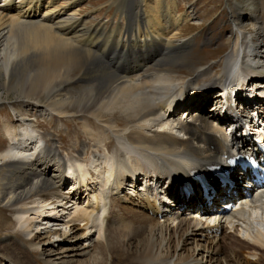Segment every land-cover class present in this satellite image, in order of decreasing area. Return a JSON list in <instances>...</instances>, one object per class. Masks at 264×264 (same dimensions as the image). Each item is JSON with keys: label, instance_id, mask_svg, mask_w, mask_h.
<instances>
[{"label": "bare ground", "instance_id": "obj_1", "mask_svg": "<svg viewBox=\"0 0 264 264\" xmlns=\"http://www.w3.org/2000/svg\"><path fill=\"white\" fill-rule=\"evenodd\" d=\"M14 1L0 6V91L36 102L15 109L24 117L19 130L5 126L11 145L0 153V207L15 211L31 248L21 235L0 241V264H56L54 256L61 264H106L116 252L128 264H264V234L251 224L253 213L264 211V192L247 202L253 212L244 205L216 221L190 212L203 206L197 187L195 198L183 197L168 211L146 194L123 192L121 178L124 171L143 176L147 168L151 177L182 181L225 164L231 149L210 119L215 112L206 109L218 86L264 79V28L241 27L252 15L237 10L233 46L221 66L196 65L192 40L179 39L189 17L181 16L178 0H113L110 27L109 18L93 24L91 16H77L85 0ZM173 103L187 106L182 114L191 111L186 121L165 118ZM29 113L75 118L90 139L97 134L95 148L103 153L90 163L65 161L54 140L25 119ZM240 228L251 242L240 239ZM80 231L79 245L55 248Z\"/></svg>", "mask_w": 264, "mask_h": 264}, {"label": "rangeland", "instance_id": "obj_2", "mask_svg": "<svg viewBox=\"0 0 264 264\" xmlns=\"http://www.w3.org/2000/svg\"><path fill=\"white\" fill-rule=\"evenodd\" d=\"M10 1L11 0H0V6L4 8V5ZM19 1L20 0H15L14 2L17 3ZM112 1L113 0H85L81 5L80 11L78 12L77 16H91V21L93 24H97L99 21L106 22L109 18L108 25L110 27L111 23L115 19L117 11V6L110 7V3H112ZM178 1L180 2L181 6V16L183 17L186 15L189 17L188 21L184 23L183 27L180 30L181 34L179 39L192 40L193 48L190 52V59L194 61L196 65L200 63H202L203 65H222V61L228 57L233 46L235 26L232 19L233 17L238 16V9H244V14L252 15V21L241 25L244 32L254 33L256 29H259L260 27L264 28V0ZM81 73L82 69L78 68V70L75 69L73 71L71 76L74 80H77L78 77H80ZM213 74H215V72H213ZM1 94L0 153H3L8 151L11 145L10 140L6 135L5 126L10 125L16 130H19L21 128L20 126L22 119H24V117L22 116H16L15 109L19 108V104L30 105V103L36 101H28L26 99H20L18 101L15 94L9 95L7 92L0 91V95ZM41 101L42 103L46 102L45 98H43V100ZM25 119L35 124L41 134L49 135L48 137L54 140L56 151L65 161H75L79 158L84 163H90L96 155L103 153V148L101 146L98 147V149L95 148L97 142V134H95V138L90 139L85 132L84 124H82V122L76 120L75 118L71 119L69 117H64V115L57 116L56 114H54V119L50 120L48 117H35L33 113H29ZM85 142L88 145V149L83 152L82 144ZM78 152H82V155L79 156ZM80 205H82V203H80ZM251 208L252 207H249L248 211L253 212L255 209ZM82 209L83 206H80L78 210ZM256 213L257 214L253 213V216L255 217L252 218L251 224L255 230L264 234V211L258 210ZM63 216L58 215L56 218H61V221L63 222ZM76 217L72 219L75 220ZM29 218L33 222H37L36 215L31 213L29 215ZM75 223L76 225H79V222ZM229 232L230 231H228V233ZM17 235H21L24 241L23 247L31 248V242L27 240L26 236L22 232L19 223L17 222L15 211L0 207V241L11 239L12 237H16ZM76 235L78 236L77 240L74 239L72 241V236H70L66 239L61 240L59 244L55 245V248L59 247L65 249L74 245H79L81 242L82 232L80 231ZM238 235L240 239L251 242V239L244 228H240V232ZM46 237H48V235L45 236V238ZM53 239L54 238L51 237L50 241ZM95 239L96 238L94 237L93 240ZM39 242V239H37V243ZM40 249V254L37 253L36 255V257L38 258L41 256L42 250L44 249L43 245L40 246ZM223 254H225L224 251ZM60 258V256H54L51 260L56 264H61V261L63 260H60ZM251 259H254V261L256 260L255 258ZM40 264L47 263L41 262ZM106 264H128L127 256L124 253L116 252L112 255L111 258L107 259Z\"/></svg>", "mask_w": 264, "mask_h": 264}]
</instances>
